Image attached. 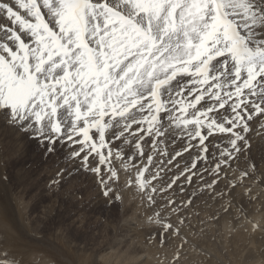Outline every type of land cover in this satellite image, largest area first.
Listing matches in <instances>:
<instances>
[{"label": "snow or ice", "instance_id": "1", "mask_svg": "<svg viewBox=\"0 0 264 264\" xmlns=\"http://www.w3.org/2000/svg\"><path fill=\"white\" fill-rule=\"evenodd\" d=\"M0 120L64 151L51 185L70 164L109 207L134 190L150 241L180 237L205 193L264 194V0H0Z\"/></svg>", "mask_w": 264, "mask_h": 264}, {"label": "rangeland", "instance_id": "2", "mask_svg": "<svg viewBox=\"0 0 264 264\" xmlns=\"http://www.w3.org/2000/svg\"><path fill=\"white\" fill-rule=\"evenodd\" d=\"M260 136L254 133L251 140L250 155L256 160L264 156V144L256 143ZM64 154L58 150L43 156L36 141L0 120V176L9 177L7 184L0 180V211H12V223L0 214V245L19 247L25 264H122L119 258L128 253L137 254L138 259L127 264H158L148 262L150 249L164 258L169 255V263L178 253V264H205L209 257L219 264H264V247L259 252L250 239L259 235L264 242V194L250 200L238 189L231 208L235 221L227 216L220 227L211 217L221 202L215 204L205 193L181 214L188 219L180 237L170 236L166 243L167 237L161 244L138 234L149 233L155 225L145 222L146 208L131 189L122 192V203L109 207L94 177L75 171L70 164L72 174L66 172L60 186L51 185L55 170L65 166ZM259 192L253 188V194ZM240 201L249 205L251 213L238 212L243 210L237 207ZM253 224L259 225L258 230L253 231ZM238 233L247 236L240 239ZM184 238L188 243L180 247ZM208 244L217 246L220 253Z\"/></svg>", "mask_w": 264, "mask_h": 264}, {"label": "bare ground", "instance_id": "3", "mask_svg": "<svg viewBox=\"0 0 264 264\" xmlns=\"http://www.w3.org/2000/svg\"><path fill=\"white\" fill-rule=\"evenodd\" d=\"M256 143L257 144H259V143H261V144H264V135L263 136H260V138L256 141ZM131 191H133L132 192V194H133V196L134 197H137V196H139L134 190H132L131 189ZM189 191H191V189H189ZM204 196H206V195H204ZM12 197V196H11ZM205 198V197H204ZM236 198V197H235ZM212 199V198H211ZM11 201V200H10ZM141 201V200H140ZM243 201H244V199H243ZM243 201H240L239 203L240 204H237V207H239V208H241V209H243V210H237L236 209V211H238V212H245V213H251V209L249 208V205L248 204H246V203H244ZM220 201L219 200H216L215 201V204H218ZM139 203V202H138ZM6 206V205H5ZM136 206H139V205H136ZM141 206V205H140ZM218 207V210L215 212V213H213V215H212V220H214V222H216V223H218L219 225H220V227H222V224H221V222L223 221L222 219H224L225 220V218H227V216H229L228 218L230 219V220H233V221H235V219H234V217H232L231 215H232V212H231V210L229 211V212H227V213H225V212H223V210H222V208H221V203H219V206H217ZM7 209V208H6ZM129 210V209H128ZM142 211V210H141ZM144 211H146V209L144 210ZM12 211H0V214L6 219V220H8L9 222H11L12 223V219H10L9 220V218H11V216L9 215V213H11ZM145 213H147V212H145ZM213 217H216L215 219L213 218ZM225 222V221H224ZM227 223V222H226ZM225 224V223H224ZM220 232V231H219ZM135 234V233H134ZM139 235H140V237H143V238H146L148 235H149V233L148 232H146V231H142V232H139L138 233ZM245 236H247V235H241V234H239L238 233V237L241 239L242 237H245ZM258 236L259 235H257V236H254V237H250V239L251 238H253L252 240H253V242L254 243H257V245H258V250L260 249V248H262V247H264V242L263 243H261V238L259 239L258 238ZM147 239V238H146ZM236 239V238H235ZM234 239V242H233V245L234 244H236V242H237V239L235 240ZM157 240H159L158 238H157ZM263 240V239H262ZM155 242V241H154ZM169 242V237H168V241L166 242V243H168ZM112 245V244H111ZM208 247L211 249V250H215V251H217V253L219 252L220 253V251H219V249H218V247L217 246H215L214 244H208ZM106 248V247H105ZM176 248V247H175ZM151 251H149L148 252V254H149V256H150V258L148 259V262H151V261H156V262H158V264H159V261H160V259L162 260V259H164V261L162 262L163 264H178L177 263V261L176 260H174V262H167V260L166 259H168L170 256L169 255H165L166 256V258H164L162 255H160V254H162V253H160V252H156L155 250H152V249H150ZM175 250H178L177 248L175 249ZM102 251V250H101ZM174 252H176V251H174ZM178 252V251H177ZM259 252H260V250H259ZM167 253V252H166ZM252 253H250V254H248L247 255V257L248 258H251L252 257V255H251ZM138 255L136 254V255H132L131 253H128L127 254V256L126 257H120L119 258V260L121 261V262H123L122 264H127L128 262L130 263L132 260H137L138 258ZM147 262V263H148ZM155 262V263H156ZM119 262H116V264H118ZM161 263V264H162ZM205 264H219L218 263V261L215 259V258H212V257H209L208 258V261H205L204 262Z\"/></svg>", "mask_w": 264, "mask_h": 264}]
</instances>
